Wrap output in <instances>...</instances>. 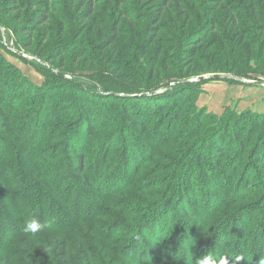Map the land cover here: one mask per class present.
<instances>
[{"label":"trees","instance_id":"1","mask_svg":"<svg viewBox=\"0 0 264 264\" xmlns=\"http://www.w3.org/2000/svg\"><path fill=\"white\" fill-rule=\"evenodd\" d=\"M246 1L248 7L245 8L249 13L245 16L233 13L224 0H212V12H216L221 3L223 11L217 12L215 17L211 16L213 13H207L210 21L188 35L193 47L182 53L158 38L160 32L166 31L159 22L163 20L172 25L183 20L185 27L188 24L196 27L195 22L205 20L206 13L193 14L188 7L191 5L196 11L199 8L194 6L195 2L203 3L201 0H160L154 5L157 9L151 19L152 32L144 48L152 50L148 53L153 66L151 71L156 72L157 77L164 75L163 79L168 82L172 78L185 79L194 72L237 71L241 74L251 68L249 60L256 51L264 63V0ZM52 2L36 0L37 13L33 14L30 26L46 23L53 27L52 33L63 38L65 24L48 15ZM70 2L75 4L79 13L86 6L77 0ZM141 2L148 4V0ZM86 8L83 19L93 14L91 1ZM219 18L224 21L222 25L215 22ZM6 24L0 16V25L6 27ZM130 24L129 36L134 39L138 26L135 22ZM223 24L227 26L225 29ZM120 25L121 20L117 19L108 33L100 29V54L104 61L108 55L112 56L116 65H121L124 60V53L117 47ZM90 27H97V23L94 21ZM207 28L217 31L218 36L225 34L213 45L202 47L204 58H201L197 55V46L205 37L202 33ZM249 28L255 29L254 36L247 37ZM10 33L6 30L5 36L12 37ZM3 35L0 29V44L7 47L2 42ZM236 39L233 43L232 40ZM14 47L18 50L15 42ZM63 52L54 54V57L31 53L46 62L29 59L46 74L42 86L33 89L21 71L0 51V73H5L1 67L8 68L11 73L7 77L19 82L18 85L12 83L11 90L16 91L23 85L22 78L31 88L23 97L9 95L7 105L5 100H0V190L12 189L15 192L13 200L23 198L15 212L21 223L7 212L8 207L0 206V224L2 228L5 225L7 231L0 230V264H160L163 260L172 261V264H195L196 258L205 254L211 255L216 264H259L264 259V205L254 207V204H260V199L250 203L251 206L250 201L237 199L247 195L246 190L252 184L250 166L260 169L263 175L264 139L259 142L257 136L264 134V115L260 121L261 131L259 128L253 130L252 123L251 130H248L249 123L237 118L236 130L229 136L231 121L220 120L214 127H205L202 120H217V116L202 111L195 114L196 106L189 107L188 111H194L193 115L197 116L189 123L194 124L190 132L193 134L189 136L193 141L186 145L189 155L179 154L180 157L173 162L175 169L164 170V174H169L165 179L148 183L142 180L143 176L139 177L137 191L142 198L134 203L135 178L141 167L152 163L157 149L170 142L168 137L158 139V134L152 132L150 116L157 114V124L165 117L170 123L179 120L181 113L188 109L186 105L194 100L195 94L184 96L194 81L187 79L188 82L154 93L137 87L122 90L108 81L111 77L106 74L69 72L73 76L66 78L47 64ZM182 58L206 62L200 70L186 72L179 67ZM112 59L109 57L107 62ZM6 83L4 80L3 87H8ZM71 90L81 94L78 104L68 100L66 94ZM109 99L122 102L121 109H118L121 114L116 112L108 117L109 122L99 126L95 116L100 113L102 102ZM250 116L257 118L256 114L250 113ZM117 124L125 131L122 136L124 147L111 161L115 149L112 137L119 128ZM172 125L166 127L162 136L172 132ZM111 126L115 127L111 129ZM32 129L36 133H26ZM37 134L41 137L36 141ZM229 152L233 153L232 157H226ZM96 153L102 156L92 165L90 161ZM196 153H200L196 158L198 166L193 169L190 164L182 168ZM204 154H208L205 159ZM126 165V175L117 180L122 173L120 167L126 168ZM239 178L243 179L244 185L231 187V183ZM109 181L114 183L111 185ZM150 184L155 186H152L154 189L151 187L153 195H148L143 188ZM257 184L260 186L256 192L262 194L261 203L264 204V184L258 180ZM157 188L163 191H157ZM123 194L128 196L124 204L115 199ZM155 195L156 199H153ZM26 197H30L29 201L24 200ZM228 207L231 208L229 211ZM30 217L38 218L47 226L36 234H25L22 231L24 221ZM149 239L154 244H150ZM14 240H18V246L13 245ZM237 256L244 259L236 262Z\"/></svg>","mask_w":264,"mask_h":264},{"label":"rangeland","instance_id":"2","mask_svg":"<svg viewBox=\"0 0 264 264\" xmlns=\"http://www.w3.org/2000/svg\"><path fill=\"white\" fill-rule=\"evenodd\" d=\"M51 1L54 2H52L51 4L48 15L51 18L57 17L59 19L58 21H62L65 24L63 28L65 30V33L63 32V30L59 32L60 34L63 32V38H61V35L58 36L56 33H52L54 31L53 27H48L46 23L40 25L37 24L36 26L32 27L30 26V21L33 18V14L37 13L36 0H0V16L3 21L7 23L6 27L2 25L0 26L6 30H9L12 36H5L6 30H1L4 34V39L2 42H5L8 48L2 43V45L0 44V51L13 65H15L21 71L24 79H26V81L31 84V87L33 89L36 86H42L46 79V74L40 71L32 62H30L31 60L29 61V59L32 58L27 59L15 53L14 51H17V49L14 47V42L18 47V50H21L25 54L43 62L45 61L38 57L32 56L31 53H41L43 54V57H45L48 54L53 56L54 54H56V51H58L57 54H59L61 51H64L63 53H61V55L56 56L55 59L49 60V62L47 63L52 70H57L59 72L63 71L67 73L66 75L68 76H73L72 74H69V72L77 73L78 75H91L92 73H94V75L106 74L111 77V79H109L108 81H110L116 87H120L122 90L123 88L137 87L149 89L151 92H154L155 90H162L165 87L173 88L180 82H188L187 79H198L199 77L207 76L210 74L232 75L255 82H244L237 79L223 78H205L196 80L190 86V90L184 92V96L188 95L189 93L191 95L195 94V97L191 104L186 105L188 109L181 113L179 120L170 123V119L168 117H165L162 121L159 120L158 123H160L157 124V114L155 115V117L150 116L151 118L149 120H152V122L149 125V128H154L152 132L158 134V139L162 138L163 140L168 137L170 142L167 144L166 142L163 143L162 145L164 146H161L157 149L156 153L153 155L152 163L149 162L141 167L142 169L140 173L135 178L134 187H137L136 189L134 188L135 192L133 191L136 197L133 199L134 203H136L139 198H142V194L137 191V188H139V177L143 176L142 180L145 179L146 181H149L148 183H154L155 179H165V177L169 176V174H164V170L169 167H171V170L175 169L176 165L174 166L173 162H175L176 159L180 157L179 154H182L183 152H189L188 146L186 145L193 141L189 138V136L193 134L190 132L192 129H194V124L189 123L194 120L195 117H197L193 115L194 111L196 112L195 114L202 111L203 113L208 112L217 116V120H202L201 123L205 124V127H214L217 122L219 123L220 120H223L224 122L231 121L229 126L231 132H229V136H231V134L236 130V126L234 125V123L237 118L241 119V122L249 123L247 127L248 130H251L250 123H252L253 125V130H255L256 128H259V131L262 130L260 121L262 120L264 115V63L262 59H259L257 57V51L255 53V56L249 60L251 68H248V70H246L245 72L243 71L241 74H238L237 71L232 73L222 71L216 73L194 72L192 74H189L187 78H185L186 80L182 79V81L178 78H172L169 80L170 82H168V80L163 79L164 75L157 77L156 72L154 73L151 71L153 66L151 64V57H149L150 54L148 55V53H151L152 50L150 48H148L147 50L144 49L148 41L147 38L152 32L151 19L154 18V9H157V6L154 5H157L160 0H148V4L142 3L141 0H77L80 5L85 3L86 6H84L82 9L84 13H86L85 10H87V3L89 1L92 2L94 11L92 16L88 19L82 18L83 12H77L75 10V4L72 5V3L70 2L71 0ZM201 1L203 5H200L199 2H195L194 6L199 8L196 11L191 8V5L190 7H188V9L193 14L206 13L205 20H202L201 23L195 22L196 27H192L189 24L185 27L186 22L183 20H181V22L178 24L172 25L168 24V22L160 20L159 25H161L166 31L165 33L160 32L158 34V38L162 39L165 45L168 44L174 49H178L182 53H184L185 50L193 47V43L188 38V35L191 34V32L199 29V27L203 23H206L207 20L210 21V17L208 18L207 13H213L211 14V16L215 17L218 16L217 12L221 13L223 11V3L218 5L216 12H212V7L214 6L212 4V0ZM175 2H177V0H175ZM224 2L228 7L232 8V12L236 13L237 15H245L246 13H249L245 8L248 7L246 4V0H224ZM176 13H178V11ZM117 19L121 20L120 35L118 38L117 47H119L120 50L124 53V60L121 62V65H116L115 61H113L112 56L110 55H108L106 59L108 61L110 57V59H112L111 62L109 63L106 60L104 61L103 56L99 51V46L102 43L101 40H99L101 37L100 29L103 30V33H108L109 27ZM94 21L97 23V27L91 29L90 25H92ZM130 22H135L136 26H138V33L134 39H132L131 35L129 36L132 29V25L130 24ZM215 22L217 25H222L221 23H224L223 19L220 18L216 19ZM226 27L227 26L223 24V29H225ZM254 30V28L247 29V37L254 36ZM202 34L205 35V37L201 38L202 42L199 46H197V55H199L201 58L204 56L202 47L206 46L207 44L213 45L214 41H217L220 36L225 34V32L220 33V36H218L217 31H211L209 30V28H207L203 31ZM197 39H199V37H197ZM235 41H237V39L232 40L233 43H235ZM60 48L62 49L61 51L59 50ZM183 59L184 58H182L181 61L179 60V67L181 69H184V71L186 72L194 71V69L200 70V68H202L203 64H205L206 62V60L200 61L196 58L191 60ZM108 65L111 67L108 68ZM1 69H4L5 73H0V100H5L4 102L7 105L9 104V101L7 100L9 95L15 94L17 96L20 95V97H23L29 94L31 88H29L30 86L27 85L28 83L23 78V85L21 87L19 86L18 90L16 91L11 90L10 85H13L12 83L18 85L19 82L13 77H7V75H10L11 73V71L7 70L8 68L5 69L1 67ZM122 73H124L126 76L124 77ZM4 80L7 82L6 85H8V87H3ZM32 91L33 90H31V94L33 93ZM98 92L103 93V91L100 89H98ZM66 95H68V100L73 104H78V102L81 100V98L79 97V95L81 94L75 93L73 90L68 91V94ZM102 103L103 104H101L100 110H98L100 113L95 116L97 118L99 126H102V124L109 122L110 119L108 117L111 115H115L116 112L120 115L121 111H119L118 109H121L123 105L122 102L117 99L105 100ZM192 105L196 106V110L188 111L189 107L191 108ZM149 112H152V110H149ZM250 113L254 115L256 114L255 117H257L256 119L258 120L250 116ZM120 118V122H123L122 117ZM168 125H172V132L168 136H162L163 131ZM114 127L115 126H111V129H113ZM116 127L119 128H116L118 130L114 131L112 137V141L114 142L113 148L115 149L113 151V158L111 161H113L116 154L118 155L121 149L124 147L122 136L124 135L125 131L119 124H117ZM81 129L83 128L81 127ZM103 129L105 128L103 127ZM238 129L240 128L238 127ZM26 133H36V130L32 129ZM219 134L217 136V139L219 137ZM40 137L41 136L37 134V136L35 137L36 141L39 140ZM257 137L259 142H261V139H264V134ZM78 139L79 141L82 140L80 136L78 137ZM158 139L157 141L160 142V140ZM214 143H216V140ZM46 145H48V143H46ZM199 151L200 150L198 149V152ZM197 154L200 153L191 155L190 159H188L187 162L184 163L182 168L187 167L191 164V167L195 169L198 166L196 164V158L198 157ZM186 155L189 154L187 153ZM228 155L229 157H232L233 153L229 152L226 157H228ZM101 156V154L92 155V161H90V163L94 165L96 163V160L100 159ZM207 156L208 154H204V159ZM127 168L128 165H126V168L125 166L120 167L122 173H120L121 175L116 178L117 180L119 178H122L123 175H126ZM248 171L249 176H251V179H253L252 184H250L249 188H247L246 190V194H248L242 197H238L237 201L246 199L248 200L247 202L250 201V205V203L253 204L255 201L260 199V201H258V203L260 204H254V207H262L264 205L263 203H261L263 197L260 196L262 194H259L256 191L257 187L260 186V184H257V180L258 182L261 181L264 184V171L262 175L261 170L255 168L254 166H250V169L248 168ZM50 174L53 175V173ZM236 180L237 181H235L234 184L231 183V187L235 188V186L237 185H244V181L242 178ZM114 181H109L108 183L112 185ZM152 186L154 185L150 184L147 187H143L144 191H146L147 194L152 193ZM161 189L162 188H157V191H163ZM154 192L156 193V191ZM14 193L15 192L12 189L8 188L5 190L2 188V190H0V206H4V209L5 207H8L9 211H5H7L8 213L10 212L12 214L11 216L14 217L16 221L21 223L19 220V216L15 212L17 211L18 206H20V204L23 202V198L18 197L16 200H13ZM151 195H153V193ZM29 199L30 197H26V199L24 200L29 201ZM115 199H120V201H123L122 204H124V201L128 199V196H126V194H123L120 196H115ZM129 199H132V197ZM153 199H156V195L153 197ZM229 209L231 208L228 207V210L226 208L222 209L221 211H229ZM33 211L34 208H32L31 212ZM0 228L1 232L3 230L7 232L5 225H3L2 228V224H0ZM122 231H124V229H122ZM17 241L18 240H14V242H12L13 245L15 244L16 246H18ZM150 244H154V241L152 239L150 240ZM159 263L172 264V261H170L169 263L163 260Z\"/></svg>","mask_w":264,"mask_h":264},{"label":"clouds","instance_id":"3","mask_svg":"<svg viewBox=\"0 0 264 264\" xmlns=\"http://www.w3.org/2000/svg\"><path fill=\"white\" fill-rule=\"evenodd\" d=\"M46 226L47 225L42 224L38 218L30 217L24 221L22 231L25 234H36ZM242 259H244L243 256H237L236 262H238ZM195 264H216V262L211 255L205 254V255H201L198 258H196ZM259 264H264V259L260 260Z\"/></svg>","mask_w":264,"mask_h":264},{"label":"water","instance_id":"4","mask_svg":"<svg viewBox=\"0 0 264 264\" xmlns=\"http://www.w3.org/2000/svg\"><path fill=\"white\" fill-rule=\"evenodd\" d=\"M0 29L5 31V29L3 27H1V26H0ZM14 52L17 53L18 55L23 56L24 58H27V59L33 58V57L25 54L21 50H17V51H14ZM58 73L61 76H64L66 78H70V76H68V75L62 74L60 72H58ZM205 78L237 79V80L244 81V82H253V83H255L254 81H250V80H247V79H244V78H240V77H236V76H232V75H224V74H210V75H207V76L199 77L198 79H191L190 81H196V80H201V79H205ZM257 83H259V82H257ZM157 92H162V90L157 91ZM154 93H156V92H154ZM154 93H149V94H154Z\"/></svg>","mask_w":264,"mask_h":264},{"label":"bare ground","instance_id":"5","mask_svg":"<svg viewBox=\"0 0 264 264\" xmlns=\"http://www.w3.org/2000/svg\"><path fill=\"white\" fill-rule=\"evenodd\" d=\"M3 31V30H2Z\"/></svg>","mask_w":264,"mask_h":264}]
</instances>
